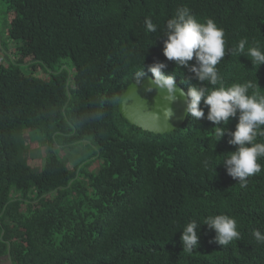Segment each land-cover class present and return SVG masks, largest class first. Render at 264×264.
<instances>
[{
	"label": "trees",
	"instance_id": "16d2710c",
	"mask_svg": "<svg viewBox=\"0 0 264 264\" xmlns=\"http://www.w3.org/2000/svg\"><path fill=\"white\" fill-rule=\"evenodd\" d=\"M182 7L225 33L220 82L203 86L251 82L249 94H264V65L232 51L240 40L246 51H264V0H0V259L264 264V244L252 235L264 233V169L240 188L220 163L235 150L231 136L217 143L207 108L205 118L188 116L165 136L144 133L118 110L135 73L144 66L152 76L156 62L185 90L201 86L163 52L167 20ZM147 19L156 32L147 31ZM237 123L238 116L227 128ZM220 214L240 232L227 246L203 223ZM192 220L199 247L183 252Z\"/></svg>",
	"mask_w": 264,
	"mask_h": 264
},
{
	"label": "clouds",
	"instance_id": "9594fccd",
	"mask_svg": "<svg viewBox=\"0 0 264 264\" xmlns=\"http://www.w3.org/2000/svg\"><path fill=\"white\" fill-rule=\"evenodd\" d=\"M145 24L148 32L157 31V26L151 19H147ZM164 36L167 37L164 40L163 49L166 59L174 61L176 67L180 69H189L201 86L193 84L187 90L177 89L176 76L165 71L167 65L163 62L148 66V71L152 74L151 84L166 90L165 99L169 101H174L175 93L179 91L180 95L186 98L188 116L197 121L205 118L204 109L207 108L206 118L215 125L213 129H215L217 143L227 133L231 136L228 143L235 147V150L228 152L220 163L226 166L228 174L237 180L240 188H247L248 178L264 169V165L258 162L260 158H264V143L256 142L258 137L264 138V94L255 89L252 94H249V89H253L251 82L237 83L227 87L221 85L213 87L211 91L203 86L204 82L213 86L220 82L217 65L228 54L225 49L224 30L218 27L214 20L207 19L201 23L189 8L182 7L167 20ZM245 44V40H240L238 46L232 51L250 58L255 68L264 65V51H261L258 46L248 48L246 51ZM193 60L195 63L190 64L189 62ZM145 76L143 66L135 73L137 83L141 84ZM148 90L151 91V87ZM163 115L171 124L172 109L165 108ZM237 116L238 123L235 131H230L227 125ZM181 127L160 136L173 135L180 131ZM31 140L36 143L39 139L31 137L30 142ZM41 141L42 139L39 140ZM215 168L216 165L214 171ZM203 223L215 231L214 241L221 246H227L234 240L240 239L237 222L233 217L226 214L208 216ZM198 230L199 223L195 220L189 221L183 228L181 236L183 252L190 253L199 247ZM252 235L257 242L264 244V233L259 229H254Z\"/></svg>",
	"mask_w": 264,
	"mask_h": 264
},
{
	"label": "water",
	"instance_id": "95a60500",
	"mask_svg": "<svg viewBox=\"0 0 264 264\" xmlns=\"http://www.w3.org/2000/svg\"><path fill=\"white\" fill-rule=\"evenodd\" d=\"M151 81V75L143 77L141 84L135 79L119 98V113L127 122L143 131L157 135L171 133L179 129L188 118L186 98L177 91L175 100L169 101L165 99L166 90L157 88ZM176 87L184 89L179 83H176ZM168 107L173 111L171 124L163 115L164 109Z\"/></svg>",
	"mask_w": 264,
	"mask_h": 264
},
{
	"label": "rangeland",
	"instance_id": "374dc122",
	"mask_svg": "<svg viewBox=\"0 0 264 264\" xmlns=\"http://www.w3.org/2000/svg\"><path fill=\"white\" fill-rule=\"evenodd\" d=\"M31 137H32V139H35V137H36L37 139H41V136H40V135H37V134H35V135L32 134ZM29 138H30V137H29ZM31 144L33 145V143H31ZM34 144H36L37 147L41 146L42 151H44V144H43L42 141L39 142V140H38V141H36V143H34ZM31 148H32V150H35V149H36L34 146H31ZM59 152H60V151H59ZM65 153H66L65 151L62 152L63 155H64ZM0 264H10V260L7 259L6 256H4V257H2V258L0 259Z\"/></svg>",
	"mask_w": 264,
	"mask_h": 264
},
{
	"label": "bare ground",
	"instance_id": "6f19581e",
	"mask_svg": "<svg viewBox=\"0 0 264 264\" xmlns=\"http://www.w3.org/2000/svg\"><path fill=\"white\" fill-rule=\"evenodd\" d=\"M183 87V86H182ZM185 89V88H184ZM140 129V128H139ZM142 130V129H141ZM143 131V130H142ZM145 132H147V133H149V134H153V135H155V136H160L161 134H159V135H157V134H154V133H151V132H148V131H145Z\"/></svg>",
	"mask_w": 264,
	"mask_h": 264
}]
</instances>
